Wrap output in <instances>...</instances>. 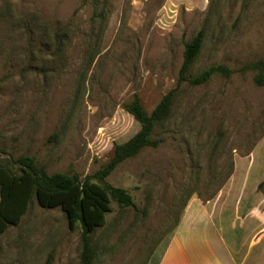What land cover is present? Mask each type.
<instances>
[{
    "label": "rangeland",
    "instance_id": "obj_1",
    "mask_svg": "<svg viewBox=\"0 0 264 264\" xmlns=\"http://www.w3.org/2000/svg\"><path fill=\"white\" fill-rule=\"evenodd\" d=\"M93 15L82 0H0V163L17 172L11 160L27 155L48 173L96 172L139 129L124 105L135 94L151 112L204 27L188 78L209 65L231 73L178 87L157 147L106 178L136 209L111 201L90 234V264H158L188 199L212 197L234 163L235 176L264 177V86L246 67L264 59V0H109L102 21ZM80 234L32 197L0 234V264H80Z\"/></svg>",
    "mask_w": 264,
    "mask_h": 264
},
{
    "label": "trees",
    "instance_id": "obj_2",
    "mask_svg": "<svg viewBox=\"0 0 264 264\" xmlns=\"http://www.w3.org/2000/svg\"><path fill=\"white\" fill-rule=\"evenodd\" d=\"M82 2L93 6L92 20L96 18L102 21L106 16L109 0ZM204 40L205 28L201 27L184 43L177 85L161 97L151 112L144 109L135 94L124 105L126 111L137 121L139 129L126 141L115 144L110 159L96 172L84 177L78 173H48L33 157L27 155L11 160L12 166L18 169L17 172L0 163V234L9 225L20 223L30 199L34 197L41 207L62 210L71 229L77 222L80 223V264H90L94 257L90 234L104 225L105 214L111 210L110 202L114 201L119 207L131 206L136 209L132 195L124 188L109 184L106 178L121 162L135 157L142 149L157 147V141L153 138L154 129L169 118L177 89L183 82L200 85L211 80L215 74L228 76L231 73L225 66L209 65L188 78L189 69L202 49ZM246 67L254 73V83L264 86V59L247 63ZM230 174L231 172L226 179ZM263 186L264 179L258 184L259 189L263 190ZM177 225L176 223L175 227Z\"/></svg>",
    "mask_w": 264,
    "mask_h": 264
},
{
    "label": "crops",
    "instance_id": "obj_3",
    "mask_svg": "<svg viewBox=\"0 0 264 264\" xmlns=\"http://www.w3.org/2000/svg\"><path fill=\"white\" fill-rule=\"evenodd\" d=\"M237 165L211 199H188L158 264H264V177Z\"/></svg>",
    "mask_w": 264,
    "mask_h": 264
}]
</instances>
